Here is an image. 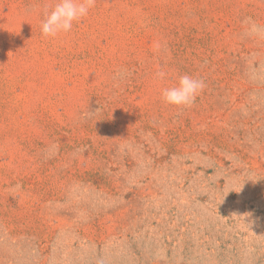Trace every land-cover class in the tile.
Wrapping results in <instances>:
<instances>
[{"label": "rangeland", "instance_id": "1", "mask_svg": "<svg viewBox=\"0 0 264 264\" xmlns=\"http://www.w3.org/2000/svg\"><path fill=\"white\" fill-rule=\"evenodd\" d=\"M57 2L0 0V264H264V0H95L44 36Z\"/></svg>", "mask_w": 264, "mask_h": 264}, {"label": "clouds", "instance_id": "2", "mask_svg": "<svg viewBox=\"0 0 264 264\" xmlns=\"http://www.w3.org/2000/svg\"><path fill=\"white\" fill-rule=\"evenodd\" d=\"M95 0H58L51 11L45 13L41 32L44 36L55 38L72 30L73 23L85 18L94 6ZM163 71L157 73L159 79L165 78ZM205 88L202 79L188 74L179 77L177 85L163 89L161 95L166 104L177 107H190Z\"/></svg>", "mask_w": 264, "mask_h": 264}]
</instances>
